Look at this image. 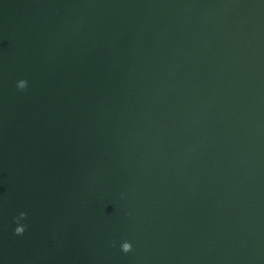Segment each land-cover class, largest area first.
<instances>
[{"label": "water", "instance_id": "water-1", "mask_svg": "<svg viewBox=\"0 0 264 264\" xmlns=\"http://www.w3.org/2000/svg\"><path fill=\"white\" fill-rule=\"evenodd\" d=\"M0 264H264V0H0Z\"/></svg>", "mask_w": 264, "mask_h": 264}, {"label": "clouds", "instance_id": "clouds-1", "mask_svg": "<svg viewBox=\"0 0 264 264\" xmlns=\"http://www.w3.org/2000/svg\"><path fill=\"white\" fill-rule=\"evenodd\" d=\"M28 88V83L26 80H20L18 81L17 83V89L19 91H25L26 89ZM26 213H20L18 217L15 218V223H17L19 225L20 221L21 220H24L26 219ZM26 230V226H18L15 228V235H23L24 232ZM114 246V245H113ZM121 251L124 253V254H128L129 252L132 251V244L128 241H124L122 244H121Z\"/></svg>", "mask_w": 264, "mask_h": 264}]
</instances>
